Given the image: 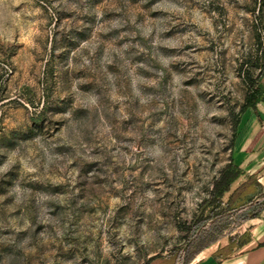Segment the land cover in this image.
<instances>
[{"label": "rangeland", "instance_id": "1", "mask_svg": "<svg viewBox=\"0 0 264 264\" xmlns=\"http://www.w3.org/2000/svg\"><path fill=\"white\" fill-rule=\"evenodd\" d=\"M247 76L264 0H0V264H191L237 238L238 213L186 226Z\"/></svg>", "mask_w": 264, "mask_h": 264}, {"label": "crops", "instance_id": "2", "mask_svg": "<svg viewBox=\"0 0 264 264\" xmlns=\"http://www.w3.org/2000/svg\"><path fill=\"white\" fill-rule=\"evenodd\" d=\"M260 84L262 99L255 108L243 112L231 158L243 170L231 189H240L246 197H255L264 191V76ZM238 237L247 239L241 247L231 249L227 238L222 246L215 247L191 264H264V209L257 217L242 223Z\"/></svg>", "mask_w": 264, "mask_h": 264}, {"label": "trees", "instance_id": "3", "mask_svg": "<svg viewBox=\"0 0 264 264\" xmlns=\"http://www.w3.org/2000/svg\"><path fill=\"white\" fill-rule=\"evenodd\" d=\"M246 82L249 87V92L240 109V113H243L247 108H255L257 103L262 99L260 80L247 76ZM238 122V119H236L235 125H237ZM242 174L243 170L231 160L220 169L218 175L212 182L208 198L203 200L199 213L193 218L191 223L186 226L187 232L191 234L192 237L207 232L208 227L215 228L217 231L222 232L230 223L231 217L235 214L238 213V222L241 223L247 219L257 217L264 209V191L253 197L248 204L233 206L232 202L236 195L235 191L229 195L226 203L223 202V197L231 190L232 183ZM236 239H234V237L229 238L228 246H230L231 249L241 247L247 241V239L243 237H238ZM152 259L153 257L148 259L146 264Z\"/></svg>", "mask_w": 264, "mask_h": 264}]
</instances>
